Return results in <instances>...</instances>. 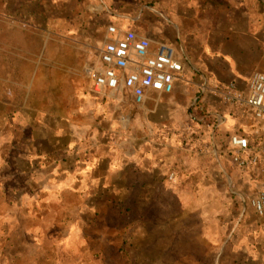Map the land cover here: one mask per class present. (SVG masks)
Listing matches in <instances>:
<instances>
[{"label": "rangeland", "instance_id": "rangeland-1", "mask_svg": "<svg viewBox=\"0 0 264 264\" xmlns=\"http://www.w3.org/2000/svg\"><path fill=\"white\" fill-rule=\"evenodd\" d=\"M13 1L0 0V264H219L202 235L237 241L257 219L260 173L230 166L208 189L78 185L64 142L78 132L106 29L63 0Z\"/></svg>", "mask_w": 264, "mask_h": 264}, {"label": "crops", "instance_id": "crops-1", "mask_svg": "<svg viewBox=\"0 0 264 264\" xmlns=\"http://www.w3.org/2000/svg\"><path fill=\"white\" fill-rule=\"evenodd\" d=\"M13 2L23 3L22 8L31 3ZM62 3L69 12L78 6L85 22L97 21L106 29L90 74L103 66L100 52L105 43L117 38L108 32L112 26L120 35L133 31L153 45L173 46L183 65L172 93L148 92L142 104L123 88L98 92L92 83L80 108L78 132L72 130L64 142L69 172L78 178V185L147 189L164 188L170 182L177 188L208 189L217 183L214 174L229 172L230 166L237 173L259 172L264 179V120L254 108L224 99L230 89L247 93L253 74L264 72V0ZM234 135L248 138L250 150L243 158L257 154V164L241 167L234 162ZM215 157L222 165L216 164ZM215 166L220 170L215 171ZM171 173L177 175L171 176L173 181L167 179ZM263 187L264 183L250 199L257 219L246 223L237 241H223V231L218 229L202 235L221 254L219 264H264V220L251 204Z\"/></svg>", "mask_w": 264, "mask_h": 264}, {"label": "built area", "instance_id": "built-area-1", "mask_svg": "<svg viewBox=\"0 0 264 264\" xmlns=\"http://www.w3.org/2000/svg\"><path fill=\"white\" fill-rule=\"evenodd\" d=\"M116 39L109 40L100 52L102 68L92 71L94 89L117 91L120 88L130 92L137 104H142L148 92L172 93L183 70L173 46L165 43L153 45L150 39L140 37L133 31L123 35L112 26L108 28ZM228 102L239 103L256 110V116L264 120V72H256L250 79L247 93L230 89L224 94ZM233 160L241 167L257 164V154L244 159L250 150L248 138L231 137ZM257 215L264 220V187L251 201Z\"/></svg>", "mask_w": 264, "mask_h": 264}]
</instances>
